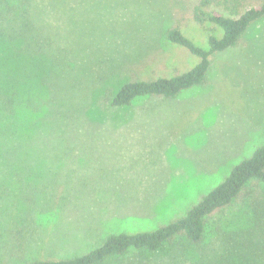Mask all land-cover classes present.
Instances as JSON below:
<instances>
[{"label": "rangeland", "instance_id": "rangeland-1", "mask_svg": "<svg viewBox=\"0 0 264 264\" xmlns=\"http://www.w3.org/2000/svg\"><path fill=\"white\" fill-rule=\"evenodd\" d=\"M197 1L36 0L41 54L0 49V75L11 73L22 100L15 120L32 123L20 128L27 145L14 140L13 160L0 163V264L72 257L109 233L166 223L264 143V16L236 46L212 55L203 85L122 108L105 101L127 81L195 63L166 31L178 25L205 47L211 24L192 19ZM63 109L62 121L82 145L50 137L44 122ZM258 187L209 225L203 256L262 252L264 183Z\"/></svg>", "mask_w": 264, "mask_h": 264}, {"label": "trees", "instance_id": "trees-1", "mask_svg": "<svg viewBox=\"0 0 264 264\" xmlns=\"http://www.w3.org/2000/svg\"><path fill=\"white\" fill-rule=\"evenodd\" d=\"M34 4L36 0H0V49L10 46L26 56L41 54V50H38L43 45L39 44L44 39L41 36L43 25L39 26ZM212 6H224L228 13L211 8ZM191 14L198 24H211L206 46L195 43L178 25L167 29L166 39L194 56L195 63L188 69L175 71L169 76L127 81L115 93L105 98L109 106L126 107L142 97L171 99L184 90L203 85L207 80L212 55L236 46L248 26L264 16V3L248 0H198ZM216 29L221 32L220 35L213 32ZM48 56L54 58L53 52ZM2 65L0 61V66ZM14 84L11 73L0 75V163L12 161L15 149L19 145H27L23 142L26 137L22 129L25 128H20L24 124L29 128L32 124L29 121L23 123L15 120L16 117H21L23 105ZM65 115L63 109L55 114V118H48V123L44 122L45 126H50V137L59 139L61 143L79 142L82 145L81 138L73 136L69 126L62 121ZM56 122L62 127L55 128ZM19 129L23 136L16 138L15 134ZM18 138H21V144L14 145V140ZM5 141L13 147L6 148L3 144ZM263 183L264 143L257 146L248 157L232 165L229 173L184 214L152 229L109 233L102 237L98 245L79 255L60 259L35 258L24 264H187V260H191L189 255L192 250L195 259L189 261L191 264H236L237 261L238 264H261L264 258L261 259L259 253L264 254V249H260L262 252L256 256L242 252L238 260L230 258L229 255L225 260L218 258L215 250L212 255L203 256L200 246L209 225L218 215L235 200L254 193ZM214 229L217 234L220 232L219 226ZM196 250L202 253L197 255ZM255 257L259 259L256 260Z\"/></svg>", "mask_w": 264, "mask_h": 264}]
</instances>
